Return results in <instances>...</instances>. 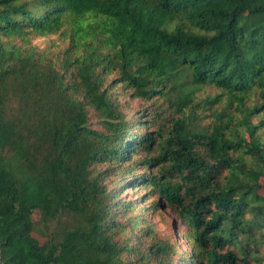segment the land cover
Instances as JSON below:
<instances>
[{"label": "trees", "instance_id": "obj_1", "mask_svg": "<svg viewBox=\"0 0 264 264\" xmlns=\"http://www.w3.org/2000/svg\"><path fill=\"white\" fill-rule=\"evenodd\" d=\"M263 263L264 0H0V264Z\"/></svg>", "mask_w": 264, "mask_h": 264}, {"label": "rangeland", "instance_id": "obj_2", "mask_svg": "<svg viewBox=\"0 0 264 264\" xmlns=\"http://www.w3.org/2000/svg\"><path fill=\"white\" fill-rule=\"evenodd\" d=\"M49 38L54 40L56 38V36L51 35V36H49ZM58 42L60 43V41H58ZM32 43L37 45L40 49L46 48V45L48 44L46 37L34 38V39H32ZM52 49H54V47H52ZM216 93H219L218 89H216L214 87H210V86H205L201 89V92L199 94L200 95H213ZM129 99L131 101V109L129 111V115H132L136 111V109H138L144 105L145 106H147V105L152 106L151 102H145V101H142L140 99H134V98L133 99L129 98ZM95 121L96 120L93 117H91V123L94 124ZM141 155H142L141 152L136 154V156H141ZM129 193H131V194H129V196L133 194L132 191H129ZM141 193H144L143 189L141 190ZM139 194H140L139 191L134 192V195H136V196ZM146 216L149 220V223H151L154 226L157 234H159L161 237H167L170 239L171 242L176 243L178 250L188 251V249H189L188 245L182 237V232H183L184 226L181 224V222L178 220L176 215L173 213V211L169 207H167V208L163 207L162 210H157L154 213H150V214L147 212ZM34 219L35 220L38 219L37 213L34 214ZM36 236L39 238L38 235H36ZM39 240H40V242H42V239L39 238Z\"/></svg>", "mask_w": 264, "mask_h": 264}]
</instances>
